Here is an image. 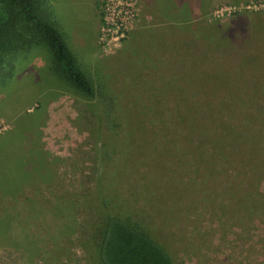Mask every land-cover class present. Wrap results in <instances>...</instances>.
<instances>
[{
    "label": "rangeland",
    "instance_id": "1",
    "mask_svg": "<svg viewBox=\"0 0 264 264\" xmlns=\"http://www.w3.org/2000/svg\"><path fill=\"white\" fill-rule=\"evenodd\" d=\"M46 3L95 95L64 89L42 44L15 56L0 192L50 208L12 220L26 248L0 243V264H98L88 237L103 213L173 264H264V0ZM33 243L48 253L30 257Z\"/></svg>",
    "mask_w": 264,
    "mask_h": 264
},
{
    "label": "trees",
    "instance_id": "2",
    "mask_svg": "<svg viewBox=\"0 0 264 264\" xmlns=\"http://www.w3.org/2000/svg\"><path fill=\"white\" fill-rule=\"evenodd\" d=\"M50 13L46 0H0V84L11 77L17 53L42 44L49 54L48 68L53 77L64 89L91 100L95 95L93 81L88 72L81 70L63 35L53 25ZM25 190H18L19 197H14L13 192H0V222L5 224L6 229L4 235L0 234L2 245L26 248L23 241L24 227L21 226L29 222L35 208L45 205L47 207L43 209L50 208L44 201H39L37 195L34 196V208L33 205L25 204L23 199L27 200L30 196ZM16 217L21 225L18 226L19 235H22L19 240L9 234L12 232V220ZM47 234L48 237L54 236L52 228ZM33 244L29 250V253L33 250L30 257L41 250L47 252V246L40 248ZM88 244L98 264H173L166 249L138 223L109 213L97 218L89 234ZM43 245L47 243L43 241Z\"/></svg>",
    "mask_w": 264,
    "mask_h": 264
}]
</instances>
